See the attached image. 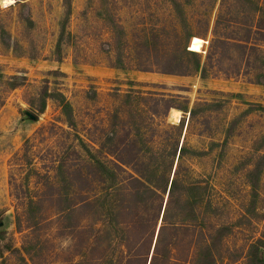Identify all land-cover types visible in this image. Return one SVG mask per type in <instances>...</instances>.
I'll use <instances>...</instances> for the list:
<instances>
[{
    "label": "rangeland",
    "instance_id": "rangeland-1",
    "mask_svg": "<svg viewBox=\"0 0 264 264\" xmlns=\"http://www.w3.org/2000/svg\"><path fill=\"white\" fill-rule=\"evenodd\" d=\"M218 15L236 41L261 25L251 34L261 50L226 48L205 79L162 75L192 63V38L204 60ZM262 74L264 0H0V264L80 263L78 213L64 212L79 187L88 199L101 193L75 173L88 153L108 168L135 163L151 182L176 170L202 197L198 220L224 235L216 264H252L251 245L264 247V86L253 84ZM123 169L120 181L132 173ZM90 211L86 264L123 262L126 249L100 222L104 235L92 236L101 212ZM203 230L180 233L159 264H194Z\"/></svg>",
    "mask_w": 264,
    "mask_h": 264
},
{
    "label": "trees",
    "instance_id": "trees-1",
    "mask_svg": "<svg viewBox=\"0 0 264 264\" xmlns=\"http://www.w3.org/2000/svg\"><path fill=\"white\" fill-rule=\"evenodd\" d=\"M66 6L70 7V3H66ZM254 10L257 12L263 11L262 8L257 6L254 7ZM219 17L220 15H218L215 22L212 38L209 40L204 60L198 54L201 52L199 46L201 41L198 44L192 38L190 46L183 50L185 55L193 58L192 63L178 62L170 70H163L161 74L187 77L192 72L198 74L201 79H205L208 77L209 68L214 66L213 62L222 55L221 51L226 48H247V50L254 52L261 50L257 45H252L253 39H251L252 33L260 32L261 25L250 27L247 29L244 39L236 41L234 37H231L232 35L225 32L227 28L221 24ZM204 37L207 38V35L205 34ZM257 78V80L253 81V84L264 86V74L259 75ZM69 107L68 104L63 105L67 126L73 128V119ZM168 108L170 109V106ZM42 109L40 112L43 111ZM180 111L187 113L186 108L180 109ZM189 113L191 115L192 111ZM85 152L88 153L86 150ZM184 153L185 149L181 147L178 154L176 151L173 157L177 155L178 160H180L184 157ZM88 156H86L87 159L83 157L84 159L81 161L84 164H82L84 170L80 168L75 172L78 182L85 183L87 186L95 185V188L100 189L101 193L99 195L95 194L92 199H88L83 193L85 189L79 187V199L75 207L73 206L71 210L64 212L66 217L70 215L69 213H78L79 218L72 227L79 249L77 256L80 259V263L78 264H86L93 261L89 253H85V244L89 236L86 227L81 222L85 211L89 212L90 209V212H96L97 215L101 212L98 215V220L96 221V217L93 220L91 226L92 236L93 233L96 237L104 235V230L96 229V225L100 222L107 228V236L112 235L120 246L126 249L123 262H113V259H109L110 261L107 264H139L141 258L144 264L166 263L172 246L180 240L179 234L188 232L198 226L205 228L206 233L202 235V232L205 231L203 230L201 239L195 243L196 252L199 253L201 251L202 254L200 256L196 254L197 259L194 264H216L217 256H219L218 247L224 235L219 227L212 224L211 219L198 220L197 207L202 204V197H200L199 193H196V197L193 196L194 187L181 181L177 177L176 170L172 180L166 178V173H159L158 175L161 176L162 181L157 183L148 181L142 170L137 169L135 163L118 161L113 168H108L99 160H95L92 163V161L88 160ZM135 160L131 162H135ZM123 166H130L132 173H127V177L120 181L117 171L123 174L126 173ZM154 171L152 172L156 173V170ZM197 190L198 187H196V192ZM173 228L174 237L167 236L166 232ZM131 232L137 235L136 242L131 239ZM132 243L135 245L140 243L141 248L145 250L147 246V251L145 255L143 254L145 257L130 247ZM251 246L255 247V250L249 252L248 260L252 261V264H264L263 245L261 247ZM149 256H151L150 259ZM23 261L25 262L24 259Z\"/></svg>",
    "mask_w": 264,
    "mask_h": 264
},
{
    "label": "water",
    "instance_id": "water-1",
    "mask_svg": "<svg viewBox=\"0 0 264 264\" xmlns=\"http://www.w3.org/2000/svg\"><path fill=\"white\" fill-rule=\"evenodd\" d=\"M25 116L31 121H36V117H34L31 113L26 112Z\"/></svg>",
    "mask_w": 264,
    "mask_h": 264
}]
</instances>
